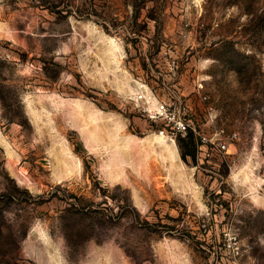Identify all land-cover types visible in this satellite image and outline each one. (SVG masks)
<instances>
[{"label": "rangeland", "instance_id": "obj_1", "mask_svg": "<svg viewBox=\"0 0 264 264\" xmlns=\"http://www.w3.org/2000/svg\"><path fill=\"white\" fill-rule=\"evenodd\" d=\"M0 137V264H264V0H0Z\"/></svg>", "mask_w": 264, "mask_h": 264}, {"label": "built area", "instance_id": "obj_2", "mask_svg": "<svg viewBox=\"0 0 264 264\" xmlns=\"http://www.w3.org/2000/svg\"><path fill=\"white\" fill-rule=\"evenodd\" d=\"M134 94L148 117L161 120L159 132L170 140L177 139L180 134L186 135L193 128L188 106L182 103L179 94L175 93L167 98L157 96L147 83L139 80ZM238 135L237 131L226 134L223 128L213 134L201 133L199 147L208 158L222 156Z\"/></svg>", "mask_w": 264, "mask_h": 264}, {"label": "water", "instance_id": "obj_3", "mask_svg": "<svg viewBox=\"0 0 264 264\" xmlns=\"http://www.w3.org/2000/svg\"><path fill=\"white\" fill-rule=\"evenodd\" d=\"M0 142H2V138L0 137Z\"/></svg>", "mask_w": 264, "mask_h": 264}, {"label": "bare ground", "instance_id": "obj_4", "mask_svg": "<svg viewBox=\"0 0 264 264\" xmlns=\"http://www.w3.org/2000/svg\"><path fill=\"white\" fill-rule=\"evenodd\" d=\"M160 133V132H159ZM160 135H162V134H160ZM162 136H164V135H162ZM173 141V140H172Z\"/></svg>", "mask_w": 264, "mask_h": 264}, {"label": "trees", "instance_id": "obj_5", "mask_svg": "<svg viewBox=\"0 0 264 264\" xmlns=\"http://www.w3.org/2000/svg\"><path fill=\"white\" fill-rule=\"evenodd\" d=\"M134 6H135V4H134ZM5 114V113H4Z\"/></svg>", "mask_w": 264, "mask_h": 264}]
</instances>
